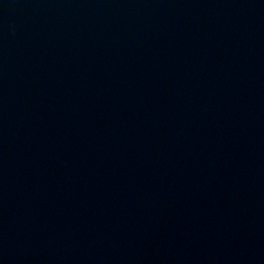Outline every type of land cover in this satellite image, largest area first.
Listing matches in <instances>:
<instances>
[{"label": "water", "instance_id": "1", "mask_svg": "<svg viewBox=\"0 0 264 264\" xmlns=\"http://www.w3.org/2000/svg\"><path fill=\"white\" fill-rule=\"evenodd\" d=\"M0 264H264V0H0Z\"/></svg>", "mask_w": 264, "mask_h": 264}]
</instances>
